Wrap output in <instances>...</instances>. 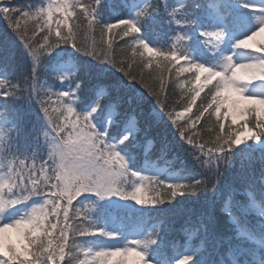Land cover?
I'll use <instances>...</instances> for the list:
<instances>
[{"label":"snow or ice","instance_id":"1","mask_svg":"<svg viewBox=\"0 0 264 264\" xmlns=\"http://www.w3.org/2000/svg\"><path fill=\"white\" fill-rule=\"evenodd\" d=\"M163 3L170 18L169 24L189 29L196 25L195 20L187 17L183 4L170 7L167 0ZM103 6L104 0H91V3L87 0H47L46 6L33 9L17 5L15 0H0V18L21 41L23 55L32 65L31 74L22 82L0 79V97L23 99L29 104L35 102L48 125L43 133L48 146L46 158L35 155L0 158V264H44V260L51 261V264H65L66 258L67 264H129V257H136L137 264H149L148 249L158 243L159 228L155 233L149 232L143 240L128 241L124 247L99 250L85 247L77 241L93 237L116 240L118 234L97 228L95 223L89 222L93 209L86 207L87 211H83L73 202L87 194L95 196L98 201L118 197L134 201L141 207H159L178 197L218 194L225 173L233 165L235 150L248 142L264 145V96L250 92L253 84L264 82V43L255 48L251 44L264 34V0L255 10L258 12L256 30L236 41L232 54L223 55L219 66H207L182 55V42L190 39L184 34H177L175 43L168 50L147 42L140 35L141 26L146 19H154L160 10L152 0H144L134 16L115 23L100 20ZM196 6L205 12L199 0H196ZM241 6L245 9L252 7L248 3ZM209 8H213L225 24L228 22L227 13L221 11L227 8L226 3L218 2ZM73 17L87 19L86 31L92 39L91 45L78 39L81 25ZM116 30H119V38L124 40L123 44L117 45L120 55L112 53ZM97 31L99 42L94 35ZM41 32H44L43 43L35 39ZM200 35L219 51L220 42L227 33L224 28H214L201 31ZM125 37H131V40H125ZM65 45H70L84 57L111 66L129 81L138 83L189 146V154L204 176L191 182L170 183L131 169L123 150L130 144L138 147L135 142L139 136L147 134L141 119L143 113L128 111L119 100L105 107L107 89L99 90L100 98L91 111L80 113L75 102L79 98L82 80L76 73L57 77L61 83L68 81L69 84L67 90L55 91L39 75V70L44 67L43 58ZM239 50H250L256 55L237 63L234 57ZM154 58H159L156 62L159 75L145 77L143 69L152 68ZM138 62L141 67L133 71V65ZM185 73L194 75L180 82L179 78ZM168 74L175 77L173 88L179 84L182 95L187 96L183 111H176L165 94ZM205 89L207 93L197 107V100ZM193 108H196L195 117L181 123ZM102 109L104 120L100 119ZM201 120L210 134L206 139L199 132L192 131ZM113 132L119 136L117 142L112 141ZM147 144L154 142L148 140ZM6 147H9L8 143L0 136V153ZM248 160L249 167H253L256 158L250 155ZM260 163L264 169V155L260 157ZM261 182L264 183V176ZM14 190L20 193V198L8 197L7 194ZM232 194L230 192L224 198L219 212L227 217L235 240L246 241L255 247L246 249L233 244V236L225 235V226L216 215L214 202L208 201L195 220L190 218L185 223L188 226L181 229L180 237L191 254L181 256L174 264H264V232H256L242 224L237 212L240 204L243 212L258 211L259 216L264 217V202L257 209L255 202L251 206L234 202ZM33 197H40L41 202H34L19 219L4 223L3 216L7 211ZM9 233H15L16 239ZM176 243L178 245L181 241ZM201 252L205 254L197 261ZM214 253L218 259L213 258Z\"/></svg>","mask_w":264,"mask_h":264},{"label":"trees","instance_id":"2","mask_svg":"<svg viewBox=\"0 0 264 264\" xmlns=\"http://www.w3.org/2000/svg\"><path fill=\"white\" fill-rule=\"evenodd\" d=\"M205 1L199 0V3L201 4ZM81 2H84V0H81ZM87 2L91 3V0H87ZM141 2L142 0H104V6L100 10L99 18L104 23H115L120 19L130 18L134 16L135 9ZM244 2L253 4L255 1L245 0ZM15 3L25 8L31 6L33 9L47 5L42 0H15ZM152 3L159 5V13L154 19L149 18L143 22L140 35L154 47L168 50L172 47L171 38L179 27H175V24H169L170 18L164 10L163 0H152ZM167 3L170 7L184 3L185 13L189 14V18H195L196 7L192 4V0H167ZM221 11L226 12L228 15V22L226 24L218 15V21L224 24L225 29H229L232 32H236L237 30L239 33V31L247 28L248 25L243 26L244 24L237 22L238 18H235L228 7L226 9L222 8ZM77 12H79V9H77ZM73 19L77 20V23L81 25L78 39L87 45H91L92 39L86 31L87 19L84 17H79V19L73 17ZM180 29L192 35V42L188 43V54L193 58L204 54L205 52L201 48L200 37L193 34L192 28ZM246 32L248 34L249 30H246ZM94 35L97 42H99V32L97 31ZM43 36L44 32H41L35 39L43 43ZM105 39L107 38L105 37ZM124 39L131 40V37H125ZM123 43L124 40L119 38V30H116V36L112 44L113 55H120L117 45ZM104 47H107V45L105 44ZM23 53L24 49L21 41L13 34L6 21L0 18V79L2 75L6 74L8 75V82L16 83L22 82L26 76L31 74V62ZM43 59L44 67L39 70V75L48 83L53 84V91L60 89L61 85L67 88L69 84L68 81L61 83L57 78L59 76L51 71V67L53 66L70 64L82 80V87L78 94L79 98L75 102V107L79 112L83 113L92 109L100 98L99 90L107 89L108 95L104 97L105 107L110 102L119 100L128 111L135 110L143 113L141 119L146 127L147 134L139 136L138 141L135 142L139 144L138 147L130 144L123 150V154L128 160L131 169L143 174L154 175L153 171L156 168L168 167L170 171H178L182 176L183 182H191L204 176L202 169L189 154V146L176 134V130L171 125V122L160 111L153 98L138 83L129 81L122 73L109 65L101 64L90 57L82 56L70 45L61 46L52 52L50 56ZM137 59L139 61V58ZM158 60L159 58H154L152 68L143 69L145 77L159 75V71L156 69V62ZM140 67L141 65L138 62L133 65L132 70L137 71ZM173 72H175V69H173ZM193 75V73H185L179 80L183 82L184 80L191 79ZM174 79L175 77L170 74L167 75V91L165 94L169 97V102L173 104L176 111H183V105L187 96L182 95L183 89L179 87V84L173 88ZM206 93L207 89H205L204 93H201L200 100H197V107ZM129 100L132 101L131 104L128 103ZM0 101L4 102L2 111L7 119L1 136L4 142L9 145V147H6L0 153V158L7 159L10 155L21 158L33 155L41 159L46 158L48 146L43 133L47 130L48 125L42 116L39 106L35 102L29 104L28 101L23 99L9 98L5 100L3 97H0ZM195 115L196 108H193L192 112L188 113L180 122H188ZM104 118L105 112L102 109L100 119L104 120ZM192 131L199 132L201 137L205 139L210 135L204 127L203 120L199 121ZM118 139L119 136L113 132L112 141L117 142ZM148 140H152L154 144H147ZM255 145V142H251V148H237L235 150L236 154L233 156V165L225 173L218 194L209 195L201 193L198 196L178 197L172 203L153 207L148 213L113 207L108 202L100 201L98 205L90 208L93 210L90 213L89 222L93 223V221L97 222L98 220L100 222L103 218L113 216L115 222L120 225L121 230L126 235L134 230L140 231V240L145 239L149 232L155 233L157 228H159V243L153 245L150 249L158 253L153 260L156 262L160 261L163 264H167V261L175 260L181 255L191 254L183 244V238L180 237L181 229L188 226L185 223L190 218L193 221L195 220L196 215L206 206L208 201L214 202L216 215L221 218L225 226V235L234 237L232 226L227 224V217L219 212V207L224 198L231 192L233 193L232 199L234 202H240L246 206H251L255 202L256 208H259L260 203L264 202V183L261 182V177L264 176V169H262L260 163V157L264 155V149L255 148ZM250 155L256 158V163L251 168L249 167L248 160ZM167 173L158 177L164 181L165 176L168 175ZM242 177L244 178L243 180L241 179ZM74 206H79L77 200L74 201ZM83 211H87V209ZM237 212L240 215L242 224L247 225L256 232H264V225L260 226L261 218L254 215L253 211L245 213L242 211L240 204H238ZM87 239L89 238L79 239L77 242L88 247L89 243ZM177 240L181 241L178 245L176 243ZM232 243L239 244L242 248L246 249L255 247L246 245L244 242L232 241ZM223 251H221V255ZM78 254L82 257V254ZM204 254V252H201L200 256L197 257V261ZM213 258L218 259V256L214 253ZM257 258L259 259V257ZM44 264H51V261L44 260ZM65 264H67V258Z\"/></svg>","mask_w":264,"mask_h":264},{"label":"rangeland","instance_id":"3","mask_svg":"<svg viewBox=\"0 0 264 264\" xmlns=\"http://www.w3.org/2000/svg\"><path fill=\"white\" fill-rule=\"evenodd\" d=\"M42 1L47 3V0H42ZM193 1H196V0H193ZM209 1L211 2L217 1L219 3L220 2L226 3L227 5L230 4L232 6V9L237 12L243 11L245 9L241 6L242 3H245L244 2L245 0H234V1L232 0H209ZM204 4L205 3H203V5ZM261 6H262V0H258V5L251 7V8H247L249 10L247 14L245 15L239 14L240 20L238 21L239 22L242 21L243 23L250 24L252 27V31L256 30V28L258 27V24L255 21V16L258 14V12L255 10H258ZM204 8H205V12H201V10L198 8L200 10L201 17L198 20H195L196 21V25L194 26L195 32L200 34L201 31L212 30L214 28H223L222 23L219 24L218 21L216 20L218 15H215L214 12L211 11L209 8H206V7ZM225 31L227 35L225 39L222 42H220L219 51L213 49L211 45L205 39L203 43L205 42L207 53L205 55H202L200 59L197 61H200V63H203L207 66H219L220 63L222 62L223 55L232 54L234 43L238 41L239 39H241V37L234 33H230L227 30ZM179 34H182V33H179ZM175 37L176 35L173 38L174 39L172 41L173 44L175 43ZM262 43H264V34H261V36L257 37L256 41L251 42L253 48L259 46ZM182 47H183V42H182ZM255 55L256 54L251 52L250 50H239L236 53L234 58L237 63H240L245 60L252 59L253 57H255ZM181 63H184V61H181ZM51 70L57 73V75H63V76L71 75V73H73V68L71 67L70 64H65V65L62 64L57 67H52ZM1 79L8 82V75L6 74L2 75ZM45 82L49 86V88L52 89V86H53L52 83H48L47 81ZM250 92L255 95L264 96V82H256L255 84H253L250 87ZM3 103H4L3 101H0V136L3 131L2 129L6 125V121H7L3 114L4 112L2 111ZM248 148H251V142H248V144L241 145L239 147V149H248ZM255 148L264 149V145H256ZM164 173L168 174L165 176V179H164L165 182H170V183L183 182L182 176L180 175L178 171H170L168 167H160L154 170L155 175L161 176ZM131 179H135V178H131ZM7 195L11 199L20 198V193H18L16 190H14L13 193H9ZM34 202L35 203L41 202L40 197H33V199L28 201L27 203L17 205L15 208H12L9 211H7L3 216L4 223H11L14 220L22 217L24 214H26L30 210V207L32 206ZM77 202L79 203V206H81V208H83L84 210L86 209V207L91 208V207L98 205L100 201H98V199L95 196L86 194L85 196L78 198ZM103 202H108L110 204H113L114 206L125 207L129 209H139V207H141L140 205H137L134 201H124V200L119 199L118 197H112L110 199L104 200ZM92 203L94 204L90 206ZM141 208L144 210H148V209H151L152 207L151 205H145ZM256 215H259V214L257 213ZM98 221L97 222L93 221V223H95V226L97 228H102L108 232L118 234V239L109 240L105 237L90 238L88 241L91 242L90 247L92 249L99 250L101 248L124 247L128 243V241L133 240V239H139L140 232H134L130 236H127V237L120 235L118 225L114 223L113 220H110V221L106 220L100 223ZM8 235H11L14 240L16 239L15 233H9ZM152 257H154V255L149 253V264H154L151 259ZM128 259H129V264H137L136 257H129Z\"/></svg>","mask_w":264,"mask_h":264}]
</instances>
